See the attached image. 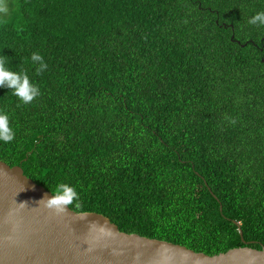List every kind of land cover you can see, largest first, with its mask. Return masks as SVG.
<instances>
[{
  "label": "trees",
  "instance_id": "trees-1",
  "mask_svg": "<svg viewBox=\"0 0 264 264\" xmlns=\"http://www.w3.org/2000/svg\"><path fill=\"white\" fill-rule=\"evenodd\" d=\"M7 3L0 56L41 95L0 87V160L128 233L264 246V26L248 23L264 0Z\"/></svg>",
  "mask_w": 264,
  "mask_h": 264
},
{
  "label": "water",
  "instance_id": "water-1",
  "mask_svg": "<svg viewBox=\"0 0 264 264\" xmlns=\"http://www.w3.org/2000/svg\"><path fill=\"white\" fill-rule=\"evenodd\" d=\"M53 195L0 160V264H264V246L211 255L122 231L102 213L49 205Z\"/></svg>",
  "mask_w": 264,
  "mask_h": 264
},
{
  "label": "clouds",
  "instance_id": "clouds-1",
  "mask_svg": "<svg viewBox=\"0 0 264 264\" xmlns=\"http://www.w3.org/2000/svg\"><path fill=\"white\" fill-rule=\"evenodd\" d=\"M8 13L7 0H0V16H6ZM251 25L264 26V11L256 13L248 21ZM33 64L38 65L35 68L37 76L42 75L48 68L44 57L39 52H34L31 55ZM8 57L0 56V87L10 89L12 95L16 96L21 104L29 105L37 97L41 95L40 89L37 85L30 82L27 71L13 72L6 64ZM17 106H20L19 104ZM232 123H235L233 120ZM15 139V132L10 126L9 117L6 113L0 112V141L10 143ZM76 197V193L71 187L66 185H59L56 193L47 198L49 205L70 204Z\"/></svg>",
  "mask_w": 264,
  "mask_h": 264
}]
</instances>
